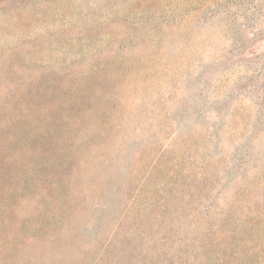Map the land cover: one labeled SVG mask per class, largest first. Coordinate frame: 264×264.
Returning <instances> with one entry per match:
<instances>
[{"label": "rangeland", "instance_id": "rangeland-1", "mask_svg": "<svg viewBox=\"0 0 264 264\" xmlns=\"http://www.w3.org/2000/svg\"><path fill=\"white\" fill-rule=\"evenodd\" d=\"M27 106L0 144L47 185L0 264H264V0H0L1 122Z\"/></svg>", "mask_w": 264, "mask_h": 264}, {"label": "trees", "instance_id": "trees-1", "mask_svg": "<svg viewBox=\"0 0 264 264\" xmlns=\"http://www.w3.org/2000/svg\"><path fill=\"white\" fill-rule=\"evenodd\" d=\"M18 105V103L15 104V106ZM28 109L26 110L27 112L25 114H22L21 116L18 117V111L15 110L14 116H10L8 119L9 120H4L1 122L0 119V131L3 133L5 129H9L10 127L15 128L17 121L23 119H32V112H31V107L27 106ZM24 115V116H23ZM2 116L0 115V118ZM10 142H14L17 139L10 135L8 137ZM33 138L39 140L42 142V146L45 149H50L51 147H56L59 144H62L63 142L61 141V137L54 136L52 132L48 131H42V132H34L30 133L27 135L21 136L19 139V143L21 145H27L29 143V139L33 140ZM60 140V141H58ZM59 150V149H58ZM55 162H58L59 164L65 163L67 160V157L60 156V153H58L55 157ZM24 160L23 153L18 152L14 146L11 145H1L0 144V199L5 202V204H2L0 202V209H3L4 211L11 212L12 210L15 209L17 202L25 196L29 194H35L39 193V191L43 190L44 187L47 185V179L43 178L40 179L36 183H30L27 185L23 186H18L16 183L13 182L12 173L13 171H20L25 172L26 169L28 168V162ZM53 162H46L44 166L46 168L44 169H39L38 173H43L45 175L48 167L51 166ZM31 167L33 165H30ZM5 168L9 169L11 168L12 170L10 172H6ZM35 169V168H34ZM21 175L20 177H22ZM0 200V201H1ZM12 219L7 218L6 223H10Z\"/></svg>", "mask_w": 264, "mask_h": 264}]
</instances>
